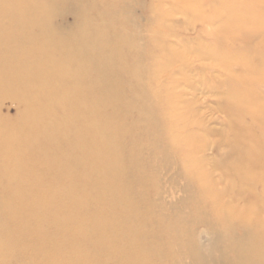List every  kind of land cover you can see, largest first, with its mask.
I'll use <instances>...</instances> for the list:
<instances>
[{"label": "bare ground", "instance_id": "1", "mask_svg": "<svg viewBox=\"0 0 264 264\" xmlns=\"http://www.w3.org/2000/svg\"><path fill=\"white\" fill-rule=\"evenodd\" d=\"M54 2L0 0V108L15 104L0 111V264H264V180L253 175L263 158H231L233 178L253 191L239 235L227 218L205 222L202 252L193 229L179 230L185 218H151L123 145L137 107L124 77L140 74L127 22L116 0H75V21L61 28Z\"/></svg>", "mask_w": 264, "mask_h": 264}, {"label": "rangeland", "instance_id": "2", "mask_svg": "<svg viewBox=\"0 0 264 264\" xmlns=\"http://www.w3.org/2000/svg\"><path fill=\"white\" fill-rule=\"evenodd\" d=\"M116 1L140 67L138 83L124 77L125 96L137 106L127 113L135 122L124 150L136 154L127 176L151 218H185L178 229H193L204 252L211 238L205 222L227 218L238 225L229 233L239 235L241 218L252 214L245 212L252 186L233 178L230 165L248 150L264 161V0ZM74 3L55 0L51 22L65 29L74 23ZM228 17L241 19L229 25ZM0 111L13 115L15 104L7 100ZM253 175L264 180V165Z\"/></svg>", "mask_w": 264, "mask_h": 264}]
</instances>
